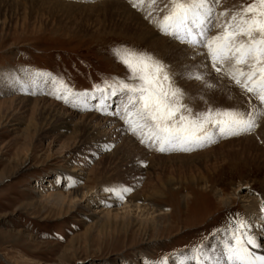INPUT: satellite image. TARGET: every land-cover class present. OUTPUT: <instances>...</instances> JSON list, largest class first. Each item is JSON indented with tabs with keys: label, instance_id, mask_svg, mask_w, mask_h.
Wrapping results in <instances>:
<instances>
[{
	"label": "rangeland",
	"instance_id": "1",
	"mask_svg": "<svg viewBox=\"0 0 264 264\" xmlns=\"http://www.w3.org/2000/svg\"><path fill=\"white\" fill-rule=\"evenodd\" d=\"M25 1L26 10H21L20 6H25L23 0L8 1V4L0 0V178H3L0 179V264H143L142 256L154 261L165 254L168 263H173L174 252L205 243L203 238L224 224L230 212L245 216L242 199L230 196L234 184L248 179L254 185L253 195L264 198V166L260 164L249 166L225 161L218 164L221 167L215 173L201 171L207 186L203 183L193 185V180L199 176L195 171L198 167L195 159L164 160L153 171L147 161L160 153L145 150L134 137L119 131V119L95 111L75 110L52 95L24 94L14 90L4 77L10 73L23 78L22 69L57 76L75 91L91 90L94 83L101 82V77H123L125 68L109 53L113 45L146 49L168 63L156 50L127 34L124 24L129 21L125 20L128 16L123 19L120 15L114 16L112 11L107 12L105 6H99L105 0ZM44 1L60 3L54 5ZM242 2L246 0H236V5ZM158 33L157 36L166 37ZM165 39L183 46L169 37ZM3 83L9 87L5 89ZM48 85L45 93L52 88L51 83ZM39 97L58 106L64 123H39L32 106V100ZM9 100H13L10 109L4 104ZM73 130L77 132L73 134ZM88 133L94 135L89 143L91 148L79 149L90 141L80 139ZM105 143L112 146L111 150L98 151L97 146ZM115 152L144 155L146 165L140 167V174L152 179V185L160 191L157 196H152L150 187L142 190L145 196L153 198L149 204L168 213L156 219L157 228L141 233L133 227L126 233H118L115 226L100 225L92 217L99 214V207L109 210L108 218L120 217L126 198L114 199L108 207L99 202L95 205L78 203L72 211L60 213L56 207L44 205L50 184L66 194L64 180L61 184L56 178L62 174L68 179H78L80 185L94 187L93 190H97L93 194L95 197L99 187L120 184H132L128 196L136 195L143 177H139L137 183V180L131 182L132 179L124 178L122 181L119 175L115 176L125 170L112 169L110 156ZM161 155L167 157L171 153ZM193 162L196 166L189 168ZM94 167L99 172L96 177L88 172ZM216 188L224 190L230 205L218 202L214 193ZM133 213H130L132 220H138V215ZM261 237L264 243V236Z\"/></svg>",
	"mask_w": 264,
	"mask_h": 264
},
{
	"label": "snow or ice",
	"instance_id": "2",
	"mask_svg": "<svg viewBox=\"0 0 264 264\" xmlns=\"http://www.w3.org/2000/svg\"><path fill=\"white\" fill-rule=\"evenodd\" d=\"M129 3L138 11L147 5L149 23L192 50L191 54L180 50L183 55L176 70L146 49L113 45L109 53L126 74L101 77L91 90L75 91L57 76L27 69L20 70L23 78L10 73L4 78L24 94L52 95L75 110L117 118L119 131L159 153L190 152L219 139L251 134L264 117V0H246L223 11L216 10L219 0H167L162 8L156 0ZM197 57L195 63H180ZM225 78L227 86L222 83ZM178 81H195L199 88L193 94ZM49 83L52 88L45 93ZM232 86L245 98L241 104H217L208 98L219 91L232 100ZM197 102L201 107L194 106ZM111 147L108 143L97 146L98 151ZM104 191L123 199L132 186L120 184ZM261 236L264 198L258 217L230 212L224 224L203 238L205 243L174 252L173 257L175 264H264V254L256 251L264 250ZM166 256L145 264H168Z\"/></svg>",
	"mask_w": 264,
	"mask_h": 264
},
{
	"label": "bare ground",
	"instance_id": "3",
	"mask_svg": "<svg viewBox=\"0 0 264 264\" xmlns=\"http://www.w3.org/2000/svg\"><path fill=\"white\" fill-rule=\"evenodd\" d=\"M8 1H13V0H3L6 4L10 3ZM32 3L36 2V0H30ZM166 0H156V3L158 7L162 8ZM19 2V1H18ZM25 6H20L21 10L24 9L26 10V1ZM40 2H43L42 0ZM45 3L48 4H54V5H59L55 2L52 1H44ZM167 2V1H166ZM225 3L224 6L221 3ZM16 3V2H15ZM22 3V2H21ZM69 6H71L70 3L65 2ZM64 3V4H65ZM12 4V3H11ZM63 4V3H61ZM99 4V3H98ZM97 4V6H98ZM102 4V5H101ZM16 5L19 4L16 3ZM99 6H105L107 9V12H113L114 16L115 15H120L121 18L124 19V16L127 15L128 17L125 18V20H129L127 23L124 24V31L128 34L130 33L132 36H135L136 38H139L140 41H142L143 44H146L150 48L156 50L159 54H161L163 57L166 58L168 63L171 64L172 69L176 70L178 68V61L181 55H183V52L180 50H184L185 52L189 53L186 50V46H179L174 44V42H168L164 37L161 35L157 36L155 32L153 31L156 30V27L149 23V21L145 18V13L147 11V5L145 6L144 11H139L137 13V9H134L131 4L129 3V0H105L104 2L100 3ZM236 5V0H219V4L217 5L216 10L217 11H223L225 9H232ZM126 20V21H127ZM150 25V26H149ZM153 28V29H152ZM215 31V30H214ZM146 46V47H147ZM191 54V53H189ZM200 58H196V61H192V63H195L199 60ZM191 62V61H190ZM188 62V63H190ZM180 63H187V60L181 61ZM209 70L211 71L210 67ZM213 78L215 77V73H212ZM183 81H180L182 83ZM184 84L186 82H183ZM222 83L224 85H229L228 80L225 78ZM49 86V85H47ZM3 87L8 88L5 83H3ZM50 87V86H49ZM187 91L190 93H195V91L199 88L198 85H196L195 81L191 83H187L185 86H183ZM46 88V87H45ZM232 93H233V99L228 100L227 96L223 95L221 92L216 91L211 94H209L208 98L210 101H214L217 104H223V105H239L244 101V97L241 96L240 90L238 88H235L234 86L231 87ZM40 95V93H37ZM45 95V94H44ZM42 96V95H40ZM20 99H17V101ZM24 100H20L22 102ZM33 101V109L34 113L37 112V119L39 123L42 125V123H53L56 125L58 122H63V113L61 114L58 110V107L53 101L46 100V98H35ZM19 102V103H20ZM5 105L8 106L10 109L13 105V100H9L4 103ZM21 105V104H20ZM195 107H201V104L199 102L194 105ZM62 107V106H61ZM60 107V108H61ZM63 111V110H61ZM64 112V111H63ZM67 115V114H66ZM91 115V114H90ZM89 116V115H88ZM94 116V115H91ZM97 120L94 117H91V119ZM98 118V117H97ZM105 120V119H104ZM49 123V124H50ZM103 123V122H102ZM259 126L251 133V134H246L243 135L239 138L237 137H231V138H226V139H219L216 143L206 146L202 149L190 151V152H179V151H174V152H168L171 153V155L164 157L161 155H154L151 157L152 159L148 165L152 167V170L155 171V167H160V164L163 163L164 160H177V159H195L198 163V167L195 168V171L199 174L197 178L193 180V185H198L200 183H203V186H207V183L204 179V176L202 175L201 171L210 174V173H215L217 172L216 170L219 167V163H223L225 161H228L229 164H233L236 162L244 163L246 165H253V164H260L262 167L264 166V117L260 118L259 121ZM97 125V123H96ZM100 126V125H98ZM118 126V125H117ZM116 126V128H117ZM111 127V126H110ZM120 128V127H119ZM118 129V128H117ZM77 131H79L77 129ZM77 131L73 130V134H75ZM114 134V133H113ZM115 135V134H114ZM94 138L93 133H88V135H82V138L80 136V139H89L90 141L82 146L79 147V149L85 147L89 148L91 145L89 143L92 142ZM237 138V139H235ZM130 139V138H129ZM134 139V138H133ZM135 141H137L135 139ZM128 142V141H127ZM124 142V143H127ZM260 142L262 145H259ZM138 143V142H137ZM238 143L237 145L233 146V144ZM128 144V143H127ZM94 145V144H93ZM131 145V144H130ZM122 146V145H121ZM93 147V146H92ZM91 148V147H90ZM126 148V147H124ZM136 149V148H134ZM118 150V149H117ZM138 150V149H137ZM146 150V148H145ZM144 150V151H145ZM149 150V149H148ZM147 150V151H148ZM126 150H124L125 152ZM196 151V152H195ZM79 150H77L76 153H78ZM143 152V151H142ZM153 153H159L156 152L155 150L152 151ZM194 152V153H193ZM112 154L110 157L112 160L111 164L113 170H120L121 168H124L125 170L122 172V174H114L115 176L119 175L118 177L123 181L124 178L127 179H132L131 182L134 180H137V183L139 182V177H143V174H140V167L143 165H146V161L143 160L144 155H139V154H134L133 152L129 153H120V154ZM144 153V152H143ZM142 153V154H143ZM79 158V157H78ZM139 161H143V165L139 163ZM100 164H97L96 166H99ZM163 165V164H162ZM161 165V166H162ZM196 166V163L193 162L192 165L189 168H192ZM221 167V166H220ZM219 167V168H220ZM224 167V166H222ZM224 170V169H223ZM89 174L91 176H98L99 172L98 170L94 168L88 170ZM115 172V171H113ZM121 172V171H120ZM128 175H131L128 177ZM201 175V176H200ZM57 180L61 181V184L63 183L62 181L64 180L65 182V189L67 190L63 194L56 188L53 184H50V191L47 193L46 199H44V205L48 207H56V210L59 211V213L62 210L72 211L73 209L76 208L78 203H86L87 205L93 204L95 205L96 203H101L105 204V207H108L110 202L116 199L114 196L110 195L109 193L105 192L102 187H99V193L95 196L94 194V187H89L88 185H80V181L76 178L74 179H68L66 177V174H62L61 176H56ZM1 180L3 178H0ZM143 181L142 186L140 191L136 194H130L128 196V193L124 196L126 198V202L124 203V213L118 217L117 215H114L112 218H108L109 215V210L103 209V207H99V216L98 215H92L94 220L96 222H99L100 225L102 224H108L109 227L115 226V228H118V233H126L129 231L130 228L136 227L137 231L141 233H146L148 230H154L157 228L158 224L156 222V219L159 218V215L162 214H168L163 212L161 208H158L155 206L153 203L149 204L153 198L150 196H145V189L147 186L150 187V190H152L151 195L152 196H157L160 190H156L155 186L152 185V179L146 177L141 180ZM2 182V181H0ZM132 185V184H131ZM134 185V184H133ZM210 186V185H209ZM252 187H254L253 184L250 183V180L246 179L241 181L233 186V191L230 196H237L238 198L242 199V207L245 211V216H259V205L261 203L262 199L259 196H255L252 193ZM49 187H47L48 189ZM96 188V187H95ZM228 188V187H227ZM61 189V188H60ZM144 189V190H142ZM214 189V188H213ZM264 189V188H263ZM97 191V190H96ZM95 191V192H96ZM44 192V191H43ZM214 192V191H213ZM215 196L218 198V202H223L225 205H230V199L227 198L226 193L224 194V190L221 188H216L215 189ZM103 198L102 200H96V198ZM144 197V198H143ZM185 198V197H184ZM183 198V199H184ZM186 199V198H185ZM220 199V200H219ZM239 199V200H240ZM190 200V199H189ZM233 201V200H232ZM222 203V204H223ZM126 204V205H125ZM149 204V205H148ZM107 205V206H106ZM104 206V205H103ZM106 210V213L104 211ZM134 212L133 214H137L139 219L133 221L130 213ZM103 225V226H104ZM117 233V234H118ZM261 243H263L262 237H260ZM258 254H264V250L257 249L256 250ZM4 260V259H3ZM142 263L145 264L146 260L147 261H152L145 256L141 257ZM6 262V261H5ZM9 264V263H8ZM168 264H175V260L173 263H168Z\"/></svg>",
	"mask_w": 264,
	"mask_h": 264
}]
</instances>
